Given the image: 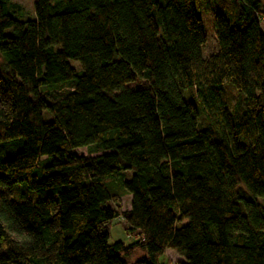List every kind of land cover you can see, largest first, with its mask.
Listing matches in <instances>:
<instances>
[{
	"label": "trees",
	"instance_id": "trees-1",
	"mask_svg": "<svg viewBox=\"0 0 264 264\" xmlns=\"http://www.w3.org/2000/svg\"><path fill=\"white\" fill-rule=\"evenodd\" d=\"M33 9L0 0V264H264V0ZM117 219L131 242L109 243Z\"/></svg>",
	"mask_w": 264,
	"mask_h": 264
},
{
	"label": "rangeland",
	"instance_id": "rangeland-1",
	"mask_svg": "<svg viewBox=\"0 0 264 264\" xmlns=\"http://www.w3.org/2000/svg\"><path fill=\"white\" fill-rule=\"evenodd\" d=\"M8 3V8L12 16H14L16 19L23 20L28 18L34 17V3L35 0H5ZM200 17L202 22L203 31L205 33V42L201 46V53L203 57H207L211 54H214L217 50V43L216 38L214 34L213 29V13L212 10L209 9L207 4L202 3L201 4V10H200ZM261 27L264 30V17L261 18ZM1 63V61H0ZM72 65L79 69L78 64L75 61H71ZM146 83L144 81L139 82H132L128 83L124 86L125 89H138L145 85ZM222 99L228 104L230 108H232L237 101V98L235 96V93L232 90H224L222 92ZM187 98H191L189 93L186 94ZM197 113H198V119L202 123V125H205V118L204 113L200 109V107H197ZM45 118L47 116L45 115ZM75 152L77 154L81 155H87L89 154V150L87 148H79L75 149ZM131 171H126L124 174H129ZM115 175H118L119 177L123 176V172H117ZM116 178L112 179V182H115ZM26 190L29 194H34L33 191L26 188L25 183H19L16 185L15 190ZM20 188V189H19ZM12 198L14 200H19L15 194H12ZM130 195H123L119 200V209L120 211L127 210L130 207ZM261 202H263V199H260ZM111 206L116 207L115 203H110ZM123 221L121 219L114 220L109 227V235H108V241L109 243H113L115 241H122L123 243H129L133 240V236L129 235L123 228ZM181 257L174 251L167 249L165 251L164 256H162L159 259V262L161 264H177L180 261Z\"/></svg>",
	"mask_w": 264,
	"mask_h": 264
}]
</instances>
